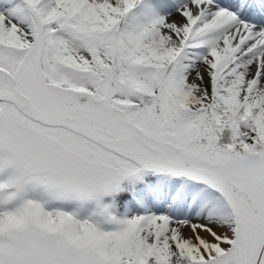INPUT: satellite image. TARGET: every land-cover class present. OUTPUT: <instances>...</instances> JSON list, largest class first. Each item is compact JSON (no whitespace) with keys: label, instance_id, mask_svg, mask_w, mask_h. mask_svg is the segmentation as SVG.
I'll use <instances>...</instances> for the list:
<instances>
[{"label":"snow or ice","instance_id":"snow-or-ice-1","mask_svg":"<svg viewBox=\"0 0 264 264\" xmlns=\"http://www.w3.org/2000/svg\"><path fill=\"white\" fill-rule=\"evenodd\" d=\"M0 264H264V0H0Z\"/></svg>","mask_w":264,"mask_h":264}]
</instances>
